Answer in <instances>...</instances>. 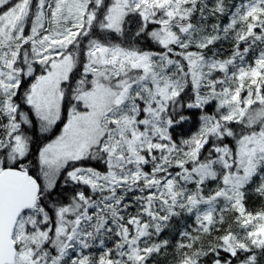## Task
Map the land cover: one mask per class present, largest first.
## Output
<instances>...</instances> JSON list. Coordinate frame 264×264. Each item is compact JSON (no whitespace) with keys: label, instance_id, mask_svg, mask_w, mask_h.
<instances>
[{"label":"snow or ice","instance_id":"6c2138e0","mask_svg":"<svg viewBox=\"0 0 264 264\" xmlns=\"http://www.w3.org/2000/svg\"><path fill=\"white\" fill-rule=\"evenodd\" d=\"M250 192L264 0H0V264H261Z\"/></svg>","mask_w":264,"mask_h":264},{"label":"trees","instance_id":"16d2710c","mask_svg":"<svg viewBox=\"0 0 264 264\" xmlns=\"http://www.w3.org/2000/svg\"><path fill=\"white\" fill-rule=\"evenodd\" d=\"M144 47H149V45L145 44ZM217 47H221V46L218 45ZM222 47L224 49H229L230 45L225 43L224 45H222ZM212 107H214V104L212 105ZM209 187H212V185H209ZM135 194L136 193L129 194V199H131V197ZM262 200H264V198H259L256 194L250 192L246 196L245 207L252 211L258 210L261 206ZM135 211H136L135 207L129 209V212L131 213H134ZM191 223L192 221L187 217L186 214H182L181 216L171 218L170 222L162 229V235H161V239H169L171 246L167 250H161L159 254H153L152 258L148 261V264H175L174 261L175 245L176 242L180 240V231L183 230L186 226L190 225ZM94 252L98 257L99 251L94 249ZM260 258H261L260 259L261 264H264V260H262L263 258L262 257Z\"/></svg>","mask_w":264,"mask_h":264},{"label":"rangeland","instance_id":"374dc122","mask_svg":"<svg viewBox=\"0 0 264 264\" xmlns=\"http://www.w3.org/2000/svg\"><path fill=\"white\" fill-rule=\"evenodd\" d=\"M27 27H28V29L30 30V27H31L30 21H29ZM21 59H22V55H21ZM25 86H26V85H25ZM21 91H23V89H21ZM260 257H262V258H263L262 260H264V255H262V256H260ZM260 259H261V258H260Z\"/></svg>","mask_w":264,"mask_h":264}]
</instances>
